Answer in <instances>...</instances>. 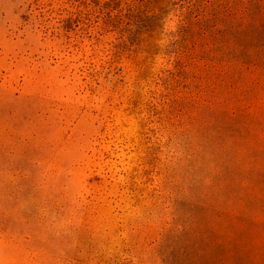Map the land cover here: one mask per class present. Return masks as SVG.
<instances>
[{"label": "rangeland", "instance_id": "374dc122", "mask_svg": "<svg viewBox=\"0 0 264 264\" xmlns=\"http://www.w3.org/2000/svg\"><path fill=\"white\" fill-rule=\"evenodd\" d=\"M0 264H264V0H0Z\"/></svg>", "mask_w": 264, "mask_h": 264}]
</instances>
